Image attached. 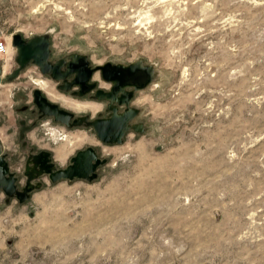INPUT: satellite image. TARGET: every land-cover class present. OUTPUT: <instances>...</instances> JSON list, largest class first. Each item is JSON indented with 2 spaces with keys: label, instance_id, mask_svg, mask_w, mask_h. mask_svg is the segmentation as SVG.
<instances>
[{
  "label": "rangeland",
  "instance_id": "obj_1",
  "mask_svg": "<svg viewBox=\"0 0 264 264\" xmlns=\"http://www.w3.org/2000/svg\"><path fill=\"white\" fill-rule=\"evenodd\" d=\"M15 33L48 35L51 61L141 60L156 78L131 102L144 130L107 144L86 123L42 115L39 82L93 99L33 63L13 75L14 47L0 148L29 197L0 190V264H264V0H0V37ZM100 103L95 115L58 104L92 120L108 113ZM83 131L92 141L56 162L64 134ZM87 147L104 161L92 180L40 169Z\"/></svg>",
  "mask_w": 264,
  "mask_h": 264
},
{
  "label": "water",
  "instance_id": "obj_2",
  "mask_svg": "<svg viewBox=\"0 0 264 264\" xmlns=\"http://www.w3.org/2000/svg\"><path fill=\"white\" fill-rule=\"evenodd\" d=\"M12 45L16 48V62L18 67L13 75H17L30 63L37 65L43 74L50 75L59 82L58 88L63 91H71L73 96L83 97L95 90L94 99L98 102H107L106 117H97L89 120L88 115L76 116L73 112L62 108L58 103L51 101L43 95L41 89L34 90V103L42 115L51 116L55 121L69 127L80 126L84 123L93 127L97 137L103 143L121 144L124 135L131 128L135 131H143V124H131L139 114V108L131 105L137 91L145 89L155 77V67L137 60L130 64L106 62L92 66L87 55L73 53L51 61V41L48 35L42 34L30 39H25L19 33L12 35ZM96 72L109 84L105 90L97 87L93 80ZM3 69L0 63V82L4 80ZM124 107L123 110H120ZM104 163L93 147L77 151L71 158V163L64 168H55L51 164L41 161V170L49 174L51 181L60 179L73 180L82 178L92 180L97 177L96 169ZM0 190L9 196H16L20 202L29 197V188L19 190L17 177L8 168L1 156L0 148Z\"/></svg>",
  "mask_w": 264,
  "mask_h": 264
},
{
  "label": "bare ground",
  "instance_id": "obj_3",
  "mask_svg": "<svg viewBox=\"0 0 264 264\" xmlns=\"http://www.w3.org/2000/svg\"><path fill=\"white\" fill-rule=\"evenodd\" d=\"M9 42V49L8 52L2 56V69H3V76L6 75L9 71V67L11 65V61L13 60V55H14V46L12 45V39L10 38L8 40ZM99 74H95L94 78L98 79ZM156 77V73H155ZM101 86L103 88H107L109 86L108 83L101 82ZM45 87V83H40L39 82V88L44 90L49 99L53 102H58L60 103L63 107L72 109L76 112H88L91 115H95L98 113L102 112L103 109V104L98 102V101H93V100H84V101H79L73 98H69L64 95H59L53 93L52 90H49ZM92 141L87 134L83 132L79 133H67L64 134L63 140L53 148V153H54V159L56 162L63 164L69 153L72 151V149L75 146H79L85 142ZM71 154V153H70Z\"/></svg>",
  "mask_w": 264,
  "mask_h": 264
},
{
  "label": "built area",
  "instance_id": "obj_4",
  "mask_svg": "<svg viewBox=\"0 0 264 264\" xmlns=\"http://www.w3.org/2000/svg\"><path fill=\"white\" fill-rule=\"evenodd\" d=\"M9 42L6 38L0 37V63L2 66V56L5 55L8 52L9 49Z\"/></svg>",
  "mask_w": 264,
  "mask_h": 264
},
{
  "label": "flooded vegetation",
  "instance_id": "obj_5",
  "mask_svg": "<svg viewBox=\"0 0 264 264\" xmlns=\"http://www.w3.org/2000/svg\"><path fill=\"white\" fill-rule=\"evenodd\" d=\"M50 76V75H49ZM97 87H100L99 85H98V83H97ZM109 87V86H108ZM107 87V89H105V90H108L109 88ZM77 88H74V89H72V90H76ZM72 90L71 91H68V92H72ZM42 93H43V95H45L44 94V92H43V90H42ZM94 93H95V90H93V91H91L90 93H88V94H86L85 96H89V97H91V99H93V100H95L94 99ZM46 96V95H45ZM135 96V95H134ZM84 97V96H83ZM49 98V97H48ZM133 99H134V97H133ZM133 101V100H132ZM104 103L106 104V107H107V102L106 101H104ZM124 109V107H121V109L120 110H123ZM108 114H109V112L106 114V115H103V116H99V117H106V116H108ZM125 136V135H124ZM97 170V169H96Z\"/></svg>",
  "mask_w": 264,
  "mask_h": 264
}]
</instances>
